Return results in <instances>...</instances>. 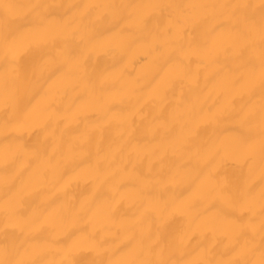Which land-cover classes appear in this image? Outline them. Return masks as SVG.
Masks as SVG:
<instances>
[{
    "label": "bare ground",
    "instance_id": "obj_1",
    "mask_svg": "<svg viewBox=\"0 0 264 264\" xmlns=\"http://www.w3.org/2000/svg\"><path fill=\"white\" fill-rule=\"evenodd\" d=\"M40 2V0H34ZM72 4H211L259 0H47ZM103 11L98 9L97 12ZM132 11V10H129ZM208 10L143 8L133 17L151 15L145 28L138 19L121 32L118 25L104 34L109 46L86 59L89 72L103 74L106 83L93 89L77 78L71 64L57 57L59 66L36 69L20 102L31 113L23 133L6 135L0 120V231L5 209L23 198L37 223L47 225L49 259H63L74 241L97 234L110 249L105 259H120L127 249H116L133 233L168 230L182 232L185 243L201 247L183 259L211 249L219 252L232 242L225 217L247 216L230 207L223 185L238 178L255 182L259 221V128L255 168L241 176L246 150L237 149L225 161L209 148L234 144L235 125L215 115L246 88L230 80L236 63L223 46L196 38L193 21ZM65 18L84 9L59 8ZM227 15V10H224ZM184 24L177 31L176 20ZM172 30L169 31V26ZM215 35V34H213ZM258 57L259 49L255 50ZM3 48L0 46V58ZM0 59V115L5 91ZM258 109V94L252 98ZM22 135L21 140L14 139ZM41 148L39 158L33 151ZM15 160L5 168L6 160ZM211 229V231H209ZM259 233L257 232V241ZM95 253L79 255L83 264ZM227 258V257H224Z\"/></svg>",
    "mask_w": 264,
    "mask_h": 264
},
{
    "label": "snow or ice",
    "instance_id": "obj_2",
    "mask_svg": "<svg viewBox=\"0 0 264 264\" xmlns=\"http://www.w3.org/2000/svg\"><path fill=\"white\" fill-rule=\"evenodd\" d=\"M83 8L79 16L65 18L57 12L59 8ZM208 10L193 21L196 38L207 44L212 38V46H223L236 63V70L230 80L231 86L246 88L245 94L238 99L233 97L215 115L217 121L227 120L234 127V144L215 145L209 148L213 158L225 161L231 151L246 150L241 176L251 177L255 168L257 150L256 129L259 128V164L261 169L259 186V221L257 224L255 208V182L238 178L231 185L225 184L221 191L226 193L230 207L244 209L245 216L225 217L232 229V242L219 252L220 258L204 252L193 259L184 256L196 252L202 242L192 245L185 243L182 232L168 230L166 224L156 227L155 231L133 233L116 249H127L120 259H105L110 249L107 241L90 233L84 240L74 241L69 246L65 257L59 261L47 258L51 249L45 235L47 225L41 223L34 227L37 218L29 214L31 205L21 198L5 209L4 228L0 231V264H83L78 259L82 253H95L88 264H264V0L258 4L250 2L211 3V4H72L54 5L47 0H0V46L3 48L4 66L3 87L5 102L0 115L6 135L23 133L28 126L31 113L20 102L23 91L32 83L36 69L59 66L57 57L71 64L77 78L83 77L91 88L103 89L106 80L103 74L89 72L85 61L98 49L109 46L104 34L118 25L121 32L127 31L138 19L145 28L151 15L133 17L137 9ZM98 9L103 11L97 12ZM132 10V11H129ZM227 10V15L224 14ZM184 21L177 18V31ZM169 31L172 26H169ZM215 34V35H213ZM258 47L259 55H255ZM258 94V109L252 98ZM22 135L14 137L21 140ZM41 148L33 151L39 158ZM15 160H6L5 168L13 167ZM211 231V229H209ZM257 232L259 240L257 241ZM227 257V258H224Z\"/></svg>",
    "mask_w": 264,
    "mask_h": 264
}]
</instances>
